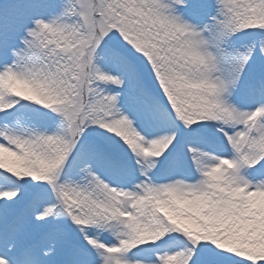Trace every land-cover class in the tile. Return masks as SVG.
I'll list each match as a JSON object with an SVG mask.
<instances>
[{
  "label": "snow or ice",
  "instance_id": "1",
  "mask_svg": "<svg viewBox=\"0 0 264 264\" xmlns=\"http://www.w3.org/2000/svg\"><path fill=\"white\" fill-rule=\"evenodd\" d=\"M0 264H264V0H0Z\"/></svg>",
  "mask_w": 264,
  "mask_h": 264
}]
</instances>
